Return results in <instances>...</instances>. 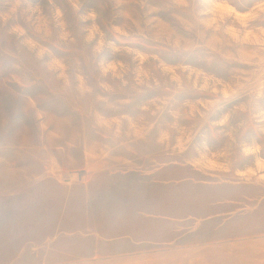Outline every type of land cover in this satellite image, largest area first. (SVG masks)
<instances>
[{"label":"rangeland","instance_id":"374dc122","mask_svg":"<svg viewBox=\"0 0 264 264\" xmlns=\"http://www.w3.org/2000/svg\"><path fill=\"white\" fill-rule=\"evenodd\" d=\"M216 1L0 0V264H264V0Z\"/></svg>","mask_w":264,"mask_h":264},{"label":"bare ground","instance_id":"6f19581e","mask_svg":"<svg viewBox=\"0 0 264 264\" xmlns=\"http://www.w3.org/2000/svg\"><path fill=\"white\" fill-rule=\"evenodd\" d=\"M216 4H223L226 8L232 9V7L225 1L219 0L215 2ZM235 10V9H234ZM237 14H241V12H238L235 10ZM246 152H253L255 153V159H254V166H247L242 169H237L235 172V175L238 178L245 179L249 178L251 176H255L257 179L260 181L264 182V159L259 156V154L256 152V146L253 147H246L244 148ZM195 165H198L200 162L199 160L193 161ZM205 166L215 168V169H220L222 171H228V168L224 165L219 163L218 161L212 159V158H207Z\"/></svg>","mask_w":264,"mask_h":264}]
</instances>
